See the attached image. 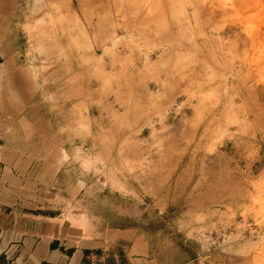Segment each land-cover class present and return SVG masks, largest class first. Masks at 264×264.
I'll list each match as a JSON object with an SVG mask.
<instances>
[{
    "label": "rangeland",
    "instance_id": "1",
    "mask_svg": "<svg viewBox=\"0 0 264 264\" xmlns=\"http://www.w3.org/2000/svg\"><path fill=\"white\" fill-rule=\"evenodd\" d=\"M130 1L0 0L1 49L34 51L47 69L67 68L73 58L80 89L65 95L73 92L83 103L80 146L124 147L103 155L96 173L134 191L120 206L138 216L160 262L264 264V147L256 139L264 133V0H169L172 18L193 38L191 55L201 52L194 38L206 37L204 10L219 35L218 53L209 51L207 60L169 58L165 65L155 58L137 74L126 72L130 61L122 62L123 72L112 73L103 56L118 49L119 30L136 26L144 11V4L127 10ZM195 1L206 8L193 15L198 33L186 11ZM140 24L141 31L149 27ZM105 102L114 119L95 123L94 133L107 129L113 137L84 141L92 134L87 105ZM91 165L85 162L86 169Z\"/></svg>",
    "mask_w": 264,
    "mask_h": 264
},
{
    "label": "crops",
    "instance_id": "2",
    "mask_svg": "<svg viewBox=\"0 0 264 264\" xmlns=\"http://www.w3.org/2000/svg\"><path fill=\"white\" fill-rule=\"evenodd\" d=\"M141 4L145 6L135 21L138 24L120 29L118 49L103 56L109 72H123L122 62L130 61L132 66L126 72L137 74L149 60L166 54L174 61L194 56L193 38L188 39L183 34L185 26L172 18L173 3L162 0L154 5V11L146 2L134 0L126 9L137 10ZM191 4L186 11L194 27L195 11L206 8L198 1ZM157 12L168 19L163 30L156 25L155 20H160ZM206 14V10L201 13L205 21ZM140 21L149 27L141 31ZM205 21L202 30L206 37L194 38V44L201 48L194 57L207 60L213 55L209 51L218 53L219 35L211 32L214 23ZM75 67L71 58L67 68L47 69L43 55L0 46V264H164L153 255L137 224L138 216L120 206V201L128 200L127 194L134 191L115 188L96 173L104 166L103 155L125 152L124 147L80 146L79 111L83 103L72 92L81 84L80 71ZM68 90H72L70 98L65 95ZM87 106L92 134L84 136V141L111 139L107 129L100 134L94 133V127L97 122L101 126L114 119L113 105ZM256 139L263 148L264 133ZM87 161L91 169H86Z\"/></svg>",
    "mask_w": 264,
    "mask_h": 264
},
{
    "label": "bare ground",
    "instance_id": "3",
    "mask_svg": "<svg viewBox=\"0 0 264 264\" xmlns=\"http://www.w3.org/2000/svg\"><path fill=\"white\" fill-rule=\"evenodd\" d=\"M147 2H148V4H151V6L153 7V5H155L154 4V0H146ZM159 2L161 1V0H158ZM172 1H174V0H172ZM171 2V1H170ZM177 3V2H176ZM175 3V4H176ZM189 3V2H188ZM44 4V3H43ZM165 4V3H164ZM191 4V3H190ZM150 6V5H149ZM164 6H162V8H163ZM173 7H174V5H173ZM176 7V6H175ZM143 9V8H142ZM48 10V9H47ZM147 10V9H146ZM158 11H160V10H158ZM151 12V11H150ZM152 13H154V12H152ZM158 13V12H157ZM160 13V12H159ZM158 13V14H159ZM169 13V12H168ZM149 15V14H148ZM161 15V14H160ZM65 16V15H64ZM154 17V16H153ZM152 17V18H153ZM157 18V17H156ZM163 18H165V17H163ZM163 18H161L160 20H159V22L157 21V20H155L157 23H156V25H158V26H160V29L162 28V30H163V27H164V25H165V23H164V19ZM163 21V22H162ZM186 35V34H185ZM212 52V51H211ZM170 57L168 56V54H166L165 55V57H163V61H162V63H163V65H165V64H167L168 63V61L170 60L169 59ZM95 60H96V58H95ZM97 61V60H96ZM90 62V61H89ZM95 62V61H94ZM100 68V67H99ZM98 69V68H97ZM101 70V69H100ZM99 69H98V71H100ZM99 73V72H98ZM102 74V73H101ZM99 75V74H98ZM165 94V93H164ZM151 95V94H150ZM165 96V95H164ZM164 96H163V98H164ZM162 98V97H161ZM150 103V102H149Z\"/></svg>",
    "mask_w": 264,
    "mask_h": 264
}]
</instances>
